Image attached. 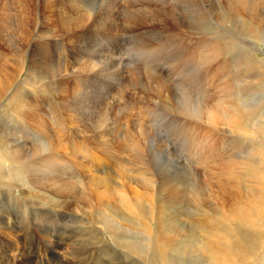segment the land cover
Instances as JSON below:
<instances>
[{"label": "rangeland", "instance_id": "1", "mask_svg": "<svg viewBox=\"0 0 264 264\" xmlns=\"http://www.w3.org/2000/svg\"><path fill=\"white\" fill-rule=\"evenodd\" d=\"M79 1H81V3L83 4L82 11H79L78 8L73 5V3L78 4ZM79 1L77 0H0V31H1L0 32V64L3 65L2 68L0 67V78L2 77L0 79V83L4 82L8 84V86L7 85L0 86L1 89L5 90L3 91L0 89V100H1L0 102V134L3 135V141H5L4 144L8 145L9 148L14 147L17 144L18 145L24 144L26 142V144H28L27 146H25L26 149H28L29 151L32 150L31 152L35 151L34 155L30 157L28 160H26L27 174L33 175V179L34 178H36L37 180L39 179V182L36 183L37 186L35 185V187L34 186L32 187L27 182H24V183H20L19 181L17 182L18 177H16V175L11 176V177H6V178H1L0 176V224H1L0 234L4 233V236L7 234L8 237L5 238L7 243L8 241L16 245L19 243L18 244L19 247H22L23 249L22 252H24V258L19 253H16V255L17 254L20 255L22 259L21 260L22 262L20 264H24V263L25 264H29V263L30 264H94V263L95 264H113V263L114 264H134V262L135 264H140V263L145 264V262L146 264H154L153 262H151L153 257L150 259V261L146 260L148 257V254L140 252L142 250L144 251L146 248H145V241H144V238L142 237L143 235L139 227L133 224L131 225L132 227H130V224H128L129 226H127L126 225L127 223L123 224V222L117 219V221L119 220L118 224L120 226V228L117 229V227L111 225L110 222L109 224H106L108 222L106 220V215H105L106 213L103 214L101 219L100 217L99 218L97 217L98 219H100L98 221V219L95 218L97 216L96 215L97 210H95L94 208L95 204H93L94 203L93 195L91 194L89 190L87 191L84 190L86 192L80 193L81 195H79V192L76 194L75 191L73 190H66L62 194H55V191H56L55 187L53 186L50 187V185L44 184L43 179L46 176L47 177L51 176L53 173H54L53 174L54 176H57L60 179H64L65 177L64 180H69L68 178L71 179L73 177L80 179V177L83 178L84 176H87L88 171L89 172L90 171L91 172L92 171H102L106 169V166L108 167L109 165L110 168H112L115 172L116 171L119 172L118 173L119 178L121 176L122 178L120 179H122L124 182L128 180L129 181L133 180L135 179L134 178L135 174L133 175L132 172L135 169H137L136 165L135 166L133 165L135 163V160L136 162L138 161V159L135 158L137 156L136 153L138 152L133 151V150H137L136 149L137 147L135 146L134 142H137V145L140 147V150L142 151L141 159L147 160L149 169L152 170L153 174L155 173L154 179L157 182L162 181V183H166V182L172 183L174 181H178V179L184 178L185 174L187 173V168L185 166L188 163L189 165H192V166L195 165L194 161L196 160L198 156V153H197L198 150H194L193 152L190 149V147L187 146V143H186L187 138L184 137L186 138V141L184 140V138H182V134H181L182 130H180L182 129V127L176 124V120L177 118H180V116L176 114L173 110L168 108L167 107L168 105H161L160 104L161 102L158 101L157 95L155 94V90L158 87L160 88V91L162 90L161 93L163 96H166L164 95L165 93L167 94L166 89L162 87L161 82H163L164 76L168 74L166 73L167 72L166 63L169 62V60L165 61V59H163L161 56L160 58H158L159 60L157 59L158 52L161 54H165L163 52V49H160L157 47L158 42H160V40L164 41L169 38H172L173 35L175 36V34L178 33L177 32L178 28L176 29V27L180 26L179 23L186 24L188 26L190 24V25H193L192 26L193 28H195L194 21L198 20L200 21V26L203 25L206 27V29L204 30L199 28L200 29L199 31H207L208 33H211L210 37L214 39L216 37L215 36L216 33H220V32H223L224 35H226V33L228 32L231 36L234 35L233 38L235 40L237 39L234 42V46H236L237 51L232 52L233 59L236 62H238V65H241L242 67H244L245 64L249 63L248 61H251L249 58V53H251V51L256 57V65L257 66L264 65V45L256 42L255 39L251 40L250 37L246 33L241 32L238 28L233 30L231 33L230 31H227V30L223 31L220 29L221 26L217 25V23L221 22L222 17H225L226 19L229 18L230 7L233 5L232 2L226 3L225 0H219V1L218 0H171V1L176 2V3L174 2L176 6L178 4V8L174 9L176 10V12L175 11L173 12V9L166 7V5H162L164 4L165 0H142V2L141 0L140 1L139 0H118V1L117 0H79ZM161 1H162V4H161ZM177 1H179V3H177ZM182 1H185V2L187 1V2L185 4V2H182ZM200 1L202 4L200 3ZM147 2H149L148 4H150L151 6H156V9H153V8L147 9L148 8L147 5L146 6L142 5V4H147ZM236 2L237 1L233 3L235 4ZM15 4H18V5L20 4L16 10L14 9ZM182 4L186 5V7L183 6ZM212 5L215 7L214 10H213ZM164 9L166 10L168 9L167 13L165 12L166 10L164 11ZM180 9H181V13L180 12L177 13V11H179ZM170 10L171 12H169ZM58 11H64L65 13H63L61 16L58 15L55 18L54 13ZM129 11L131 12L129 13ZM25 14L27 15L25 16ZM181 14L183 18L181 17ZM183 14L187 15V17L183 16ZM143 15L144 16L146 15L148 17L145 16L144 18ZM169 17L171 18L170 21H169ZM192 18L193 20H190ZM74 19H75V22H74ZM133 19H135V21ZM185 19L189 20V22L190 21L192 22L189 23L188 21H185ZM136 22L138 25L136 24ZM169 23L173 25L175 24V25L173 26V25H170ZM72 26H74L73 27L74 29L69 30V27L71 29ZM85 26L86 28H84ZM171 26L175 27V29L173 30V27ZM148 31H150V33H148ZM172 33L174 34L172 36L171 35L169 36V34H172ZM63 34H66V35H63ZM67 38L69 40H67ZM169 42L170 40L167 42L168 45H170ZM145 44H149L151 48L147 49L146 47H143L145 46ZM152 48H154L155 50H152ZM11 49H14V50L12 51ZM62 49H66V50L64 51ZM15 50H16V53H15ZM150 50H152V52ZM10 51L14 54H12ZM143 52L144 54L147 53L146 56L143 54ZM140 54H143V55H140ZM3 56H5V59L1 60ZM218 56L219 57L218 58L216 57L215 61H218L219 64L228 62L227 61L228 53L224 55H222V53H218ZM242 56L244 59L242 58ZM58 57H59V60H58ZM47 59H50V60H47ZM63 59L64 61H62ZM18 60H19V63L17 62ZM48 61L50 64L48 63ZM57 62H59V64ZM69 62H70V67H72L71 73H74V74H77L78 72L83 71L82 68L80 67L81 64L86 63L87 65L90 64L92 67H94L95 69L94 71L102 75L99 85L97 87H93V91H89L85 93L84 95H77V97L76 95H71L70 93L69 94L67 93L68 94L67 95L64 92V85L68 82L67 80H69V78L65 77L66 67L64 66L65 64L67 65V63ZM114 62H117V63H114ZM113 63L115 65H113ZM37 64H41V65L38 66ZM117 64L119 65L118 69H117L118 67ZM19 65L22 67L21 68L17 67ZM58 67L60 68V70ZM43 68H46V69L44 70ZM54 68L55 69L58 68V69L55 70ZM135 69L136 71H134ZM3 70L6 72H3ZM35 72L37 74H35ZM259 72H260V69L258 72L255 73L254 76L255 77L258 76ZM12 73L14 74V76ZM17 74L19 75L17 76ZM55 74H57V76ZM58 74H61V75H58ZM174 74L175 72H173V74L171 73L170 76L173 78ZM2 75H4L5 77ZM23 76H25L24 80H23ZM27 76H30L33 78L37 76L35 78V79H38L36 80V83L38 85L42 83L41 84L42 92L41 91L32 92V90H30V88L28 87L30 83L27 80L28 78ZM49 76L51 77L50 79L48 78ZM59 76H62V78ZM149 76H151L150 79H147V77L149 78ZM152 76H156V78ZM9 78H11L12 80H10ZM20 78H22V80ZM14 80L16 81L17 84L15 83ZM261 81L263 82L261 85L260 83L253 85L254 92L251 91L249 93L251 96L250 102H254L257 99L264 97L263 96L264 95V78L261 79ZM22 86H23V89H22ZM27 87L29 89H27ZM54 88L56 89L54 90ZM142 88H143V91H145L147 94L142 92ZM18 92L19 93L21 92V94L20 96L16 97L19 94ZM10 96L12 99L16 97V100L14 99L13 101H11L12 99L9 98ZM24 96H28L31 99L34 97L37 98L39 96V98L43 99V102L46 100L48 105L51 107L57 102L56 110L58 109L64 110L65 116H63V123H62L63 126H60L59 124L55 122L53 123L51 122V126H47L43 128L44 122L47 121L48 119L43 114L40 115V118H39L40 120L38 119V122L41 125L40 128L38 127L39 125L37 123H27L28 120H26L25 117L27 113L29 112L28 108L21 107L19 105L20 104L19 99L23 98ZM130 98L135 99L136 102L139 101L141 98V100L138 103H145L144 101L147 99L149 103L148 106L150 105V107H152V109L154 110H152L151 108L147 106L149 109H151V111L146 109L147 111H145L144 113L138 114L135 111V107L133 105L131 106V103L129 102ZM154 99L157 101H155ZM50 102L53 105H50ZM155 104H159V108L154 107ZM139 106L143 107L142 105H138L137 108H139ZM51 107L50 108L45 107L46 115L47 114L49 115L50 112H52ZM163 108L165 109L167 108L169 111H166L167 109L163 111L164 110ZM163 112H164V115H163ZM1 114L5 116H2ZM16 117L18 118L16 119ZM5 118L7 120H5ZM86 118L89 120H87ZM109 119H112V120H109ZM188 120H191V118H188ZM100 122H102V124H104L105 126L102 125ZM82 123L84 125H87V124L88 125L83 126ZM27 125H30V126H27ZM9 127H11L12 129ZM90 127H92L91 131L93 132L100 133V131L102 130L107 134V137L104 138V140L102 141L99 140V142L101 144L104 143L103 144L104 148L105 146H109L110 148L112 147V150L105 148V150H107L105 151L103 150L102 147H100L102 148L100 150L101 152H99V149H96V150H93L91 153H79L78 154L79 151L82 152V146H79V145L72 146L71 144L67 142L70 145L71 150H73L75 153L78 154L76 157H70L69 155L70 152H67L61 155L56 154L57 157L53 153L51 155L52 158H50L46 156V153L44 152L42 148L40 147L36 148L34 146L31 147V145L34 144V142L40 145L41 141H40L39 135L42 134L43 132L42 130H48L50 132H57V129H62V131H65V133L66 132L69 133V136L71 137V139H74L71 135H78L83 132H86L87 130L90 129ZM14 132L17 134V136ZM85 135L89 136L90 134L89 132H86ZM27 136L29 138H27ZM117 138H121L120 140L123 141L122 145L121 146L119 145L120 147L117 146V144H115ZM130 140L133 143L132 146H131ZM79 141H82L84 143L85 140L82 135H80ZM243 141L236 142L233 145V147L236 148L237 151L239 152L241 151L240 153L245 151L244 146L246 145V142L245 141L243 142ZM99 142H98V145H99ZM143 143L144 145L146 144L145 147ZM115 148L117 149L118 153ZM75 149L77 150L75 151ZM50 150H52V148H50ZM111 151L117 154H119V152L121 151L122 152L121 154H119V157L118 155L116 157V154L115 153L112 154ZM105 153H107V155L110 157H108ZM112 156L115 157V159H113ZM103 158L104 160H102ZM110 159H113V161ZM114 161L124 164L125 166L122 165V167H124L125 169L122 168L121 166L119 167L114 166L113 165V163H115ZM41 165L44 167H42ZM126 165L128 166L129 170L127 169ZM32 167L35 169H33ZM113 170L109 169L107 173L109 172L111 173ZM39 171L41 173H39ZM69 174L71 175V177ZM77 174H79V176ZM111 176L113 177V175ZM138 180L139 179H137L136 183H138ZM70 191L73 193H71ZM87 192H89L90 194ZM85 197L87 198V200H85ZM82 201L85 202V204L84 203L82 204ZM36 203L39 206H37ZM115 204L118 206L116 200L114 201L112 206L114 205L116 207ZM80 208H82V210ZM83 209L84 211L85 210L86 211L84 212ZM93 209L95 210V212L93 211ZM81 211L84 213H81ZM174 211H175L174 209L173 211L172 210L168 211V213H170L169 220L171 224H172V221L176 223L177 221H179L178 219L180 220L182 219V217H180V213H177ZM170 223L168 225H171ZM95 224L97 226H95ZM109 225L111 228H109ZM105 228L109 229V231H107ZM125 228L126 229L129 228L130 229V230L128 229L129 233L130 231H132V235L136 237L131 236V233L127 234L121 230ZM93 231L95 232L93 233ZM114 232L116 235L114 234ZM121 234L124 236H122ZM112 236L114 237L117 236L118 238L117 237L113 238ZM105 239L106 241L104 242ZM117 239L121 241L119 240L117 241ZM128 239L130 241H128ZM109 241L111 242V244ZM94 244L95 245L97 244V245L94 246ZM134 244H136L137 251H134L132 249V245ZM123 245H126V246H123ZM141 247H142V250H140ZM127 248H128V251H126ZM4 249L5 248L3 247L2 239L0 238V250H4ZM91 250H93L95 254ZM95 250L97 251V253ZM98 253L100 255H98ZM107 253L109 254L107 255ZM154 253H155L154 257L155 259H157L156 264H158L159 261H160L159 264H163L164 261L162 260V258L159 257L156 250H154ZM12 254L10 255V259H11L10 264H17L14 262L15 255L14 254L12 255ZM126 254L128 255L126 256ZM172 254H175V253L173 252ZM114 255L117 257H115ZM262 255L264 256V252H262ZM172 256L174 255L170 254L169 257H172ZM26 257H29V258H26ZM48 258L49 259L51 258V259L49 260ZM144 258H145V261H143ZM91 259H93L92 262H91ZM138 260L140 261L138 262Z\"/></svg>", "mask_w": 264, "mask_h": 264}, {"label": "bare ground", "instance_id": "2", "mask_svg": "<svg viewBox=\"0 0 264 264\" xmlns=\"http://www.w3.org/2000/svg\"><path fill=\"white\" fill-rule=\"evenodd\" d=\"M77 1H79V0H77ZM117 1H115V2H117ZM235 1H237V2L234 4L233 2H235ZM141 2H142V0H141ZM174 2L175 1L165 0L164 4H162V1H161V4L166 5V7L173 9V12L174 11L176 12V10H174V9L178 8V4L176 6V4H175L176 2L175 3ZM182 2H185V1H182ZM186 2H185V4H186ZM225 2L226 3L232 2L233 5L230 7L229 18L226 19L225 17H222L221 22L217 23V25L221 26L220 29L223 31H225V30L230 31V33H231L233 30L238 28L241 32L246 33L250 37L251 40L255 39L256 42L264 45V34H263L264 33V0H225ZM30 3H31V1H30ZM148 3L149 2H147V4H142V5H145V6L147 5V7H148L147 9H152V8L156 9V6H151ZM177 3H179V1H177ZM180 3H181V1H180ZM200 3H201V1H200ZM211 3H213V2H211ZM19 5L15 4L14 9L16 10ZM73 5L76 6L79 11H82L83 4L81 3V1H79L78 4L73 3ZM183 6L186 7V5H183ZM214 6H215V4H214ZM214 6L212 5L213 10L215 8ZM63 7H64V5H63ZM183 8H181V9H183ZM144 9H145V7H144ZM181 9L179 11H177V13L178 12L181 13ZM165 10L166 9H164V11ZM167 10L165 11L166 13H167ZM142 11H144V10H142ZM146 11H145V13H146ZM130 12L131 11H129V13ZM169 12H171V10ZM63 13H65V12L64 11H58V12L54 13V17L56 18L58 15L61 16ZM26 15L27 14H25V16ZM168 15H169V13H168ZM168 15H166V16H168ZM140 16H141V14H140ZM145 16H144V18H145ZM156 16H158V15H156ZM183 16L187 17V15H185V14H183ZM146 17H148V16H146ZM181 17H182V14H181ZM212 18H214V17H212ZM170 19L171 18L169 17V21H170ZM186 19H185V21L189 22V20H186ZM133 20L135 21V19H133ZM190 20H193V18ZM172 21H173V19H172ZM203 21H205V20H203ZM74 22H75V19H74ZM190 22H192V21H190ZM194 23H195V28H193L192 27L193 25H190V24L188 26L186 24H180L179 23L180 26L176 27V29L178 28L177 29L178 31L175 30L178 33L175 32V33H177V34H175V36L173 35L174 33L169 34V36L173 35V37L169 38L167 40H164V41L160 40V42H158V44H157V47L160 49H163V52L165 53V54H161L158 52L157 53V59L160 58V56H161L163 59H165V61L169 60V62L166 63V65H167V70H166L167 72L166 73H168V74H166V76H164L163 82H161V85H162V87H164L166 89L167 94L165 93L164 95H166V96H163L161 93L162 90L160 91L159 87L156 88L155 94L157 95L158 101L161 102L160 103L161 105H168L167 106L168 108H170L171 110H173L176 114H178L180 116V118H177L176 124L178 126L182 127V129H180V130H182L181 131L182 138H184V137L187 138V141H186V138H184V140L186 141L187 146H189L193 152H194V150H198L197 151L198 156H197L196 160L194 161L195 165L192 166V165H189V163H188L185 166L187 168V173L185 174V172H184L185 177L182 179H178V181H174L172 183H170V182L162 183V181L157 182L154 179L155 173L153 174L152 170L149 169L148 161L141 159V157H142L141 152L142 151L140 150V147L137 145V142H134L135 146L137 147V148L136 147L135 148L137 150H133V151L138 152V153H136L137 154L136 157L134 155L133 156L135 158H137L138 161L136 162V160H135V163L133 166L136 165L137 169H135L132 172V174L133 175L135 174L134 178L136 180L132 178L133 180H130V181L128 180V181L124 182L122 179H120V178H122L121 176L119 178V174H118L119 172H117V171L115 172L108 165V167L106 166V169H104L102 171H92V172L88 171V173H87L88 175L87 176L83 175L84 177L82 176L83 178L80 177V179L73 177L71 179L68 178L69 180H64L65 177H64V179H60L59 177L54 176L53 175L54 173H53L51 176H48V177L46 176L43 179V183L46 185H50V187L51 186L55 187V189H56L55 194H62L66 190H73V191H75L76 194L79 192V195H81L80 193H82V192L84 193L87 190H89L91 192V194L93 195V200H94V203L92 201L91 202L93 204H95L94 208H95V210H97V213H96L97 216L96 217L94 216V217L95 218L100 217V219H101L103 214L106 213L105 214L106 220L108 221L106 224H109V222H110L111 225L117 227V229L120 228V226L118 224L119 220L121 222H123V224L127 223L126 224L127 226H129L128 224H130V227H132L131 225L133 224V225L139 227V229L141 230V233L143 235L142 237L144 238L145 248H146L143 251L142 247H141L140 250H142V251H140V252L148 254V257L146 260L150 261V259L153 257L151 262H153L154 264H156V262H157L156 261L157 259H155V257H154L155 256L154 250H156L159 257L162 258V260L164 261L163 264H263L264 263V256L262 255V252H264V97L257 99L256 101H254L255 103L250 102L251 96L249 93L251 91L254 92L253 91V87H254L253 85L259 84V83L261 85L263 83L262 82L263 80L261 81V79L264 78V65H258V66L256 65V57L252 51H251V53H249V58L251 61H248L249 63L245 64L244 67H242L241 65H238V62H236L233 59V53H232L234 51H237L236 46H234V42L237 39L235 40L233 38L234 35L231 36L229 34V32L226 33V35H224L223 32H220V33H216V35H215L216 37L214 39V38L210 37L211 33H208L207 31H199L200 29H203V30L206 29L205 26H203V25L200 26V21L197 20V21H194ZM136 24H137V22H136ZM170 25H173V24H170ZM173 26H171V27H173ZM73 27L74 26H72L71 29L69 27V30H73L74 29ZM84 28H86V26ZM143 28H144V26H143ZM174 29H175V27H173V30ZM166 32H168V31H166ZM148 33H150V31H148ZM63 35H66V34H63ZM67 35H68V33H67ZM118 35H119V33H118ZM56 36H58V35H56ZM60 37H62V36H60ZM67 40H69V39L67 38ZM169 40H170V42H169L170 45L167 44V42ZM68 44H70V43H68ZM141 47H142V45H141ZM143 47H146L147 49L151 48L149 44H145V46H143ZM154 47H156V46H154ZM61 48H63V47H61ZM39 49H41V48H39ZM11 50L13 51L14 49H11ZM62 50L65 51L66 49H62ZM152 50H155V49L152 48ZM152 50H150V51L152 52ZM143 51H145V50H143ZM140 52H142V51H140ZM15 53H16V50H15ZM218 53H222V55L228 53V60H227L228 62L223 63V64H219L218 61H215L216 57L217 58L219 57ZM12 54H14V53H12ZM143 54H144V52H143ZM143 54H140V55H143ZM146 54H144V55L146 56ZM110 55H112V54H110ZM113 56H115V55H113ZM153 58H154V56H153ZM242 58H243V56H242ZM3 59H5V56H3L1 58V60H3ZM61 59H62V57H61ZM47 60H50V59H47ZM58 60H59V57H58ZM62 61H64V59ZM17 62L19 63V60ZM2 63H4V62H2ZM38 63H39V61H38ZM48 63H49V61H48ZM57 63L59 64V62H57ZM114 63H117V62H114ZM114 63H113V65H115ZM37 65L39 66L41 64H37ZM11 66H12V64H11ZM42 66H43V64H42ZM0 67L2 68L3 65L0 64ZM17 67L21 68L22 66L19 65ZM64 67H66L65 68V71H66L65 77L69 78V80H67L68 82L66 81L67 83L64 85V92L66 94L70 93L71 95H76V97H77V95H84L85 93H87L89 91H93V87H97L99 85V82L101 80L102 75H100L99 73H96L94 71L95 70L94 67H92L90 64H88V65L86 63L81 64L80 67L82 68L83 71L78 72L77 74L71 73L72 67H70V62L67 63V65L65 64ZM58 68H56V69L54 68V69L57 70ZM118 68H119V65H118L117 69ZM38 69H39V67H38ZM43 69L45 70L46 68H43ZM259 69H260L259 75L255 77L254 76L255 73L258 72ZM59 70H60V68H59ZM134 71H136V69ZM3 72H6V71L3 70ZM170 72L172 74H173V72H175L176 75L174 74V77L172 78L170 76V74H171ZM14 74H15V72H14ZM14 74H13V76H14ZM28 74H30V73H28ZM35 74H37V73L35 72ZM10 75H11V73H10ZM18 75L19 74H17V76ZM55 75L57 76V74H55ZM58 75H61V74H58ZM2 76H4V75H2ZM17 76H16V78H17ZM27 77H28L27 80L30 83L29 85L28 84L27 85L30 88V90H32V92H35V91H37V92L41 91L42 92V90H41L42 89V85H41L42 83L40 85H38L36 83V80H38V79H35V78L37 76L34 78L30 77V76H27ZM59 77L62 78V76H59ZM150 77L151 76H149V78L147 77V79H150ZM152 77L156 78V76H152ZM24 78H25V76H23V80H24ZM48 78L50 79L51 77L49 76ZM9 79L12 80L11 78H9ZM20 79L22 80V78H20ZM109 79H111V78H109ZM10 80H9V82H10ZM53 82H54V80H53ZM148 82H149V80H148ZM15 83H16V81H15ZM18 84H19V82H18ZM1 85H7L8 86V84H6L4 82H1L0 86ZM23 86H22V89H23ZM17 87H18V85H17ZM28 87H27V89H29ZM55 89L56 88H54V90ZM1 90H3V89H1ZM46 90H47V88H46ZM136 90H137V88H136ZM3 91H5V90H3ZM3 91H1V92H3ZM26 91H28V90H26ZM15 92H16V90H15ZM57 92H59V91H57ZM142 92L146 93L145 91H143V88H142ZM20 94H21V92L16 97L20 96ZM100 94H99V96H100ZM37 95H39V94H37ZM136 96H137V94H136ZM141 96H143V95H141ZM16 97L15 98L13 97V98L16 100ZM9 98H11V96ZM93 98H91V99H93ZM14 99H12L11 101H13ZM140 100H141V98H140ZM139 101L136 102L135 99H133V98H130V100H129V102L131 103V106L133 105L135 107V111L138 114H142L147 110L151 111L152 107H150V105L148 106L149 103H148L147 99L144 101L145 103H138ZM151 101H152V99H151ZM155 101H157V100H155ZM0 102H1V100H0ZM95 102H96V100H95ZM19 103H20L19 105L21 107L28 108L29 112L27 113V115L25 117V119L28 120L27 123H37L39 125L38 127L40 128L41 125L38 122V119L40 118V115L43 114L45 117L48 118L47 121L44 122L43 128L47 127V126H51V122L52 123L55 122V123L59 124L60 126H63L62 125L63 116H65L64 110H61V109L56 110L57 102L56 103L54 102L55 103L54 105L50 102V105H53L51 107L48 105L46 100L43 102V99L39 98V96L37 98L34 97L32 99L29 98L28 96H24L23 98L19 99ZM86 103H87V101H86ZM138 105H142L143 107L139 106V108H137ZM43 106L49 107V108L51 107L52 112H50L49 115L47 114L48 116L45 114L46 113L45 107H43ZM144 106H146V107H144ZM147 106L151 109H149ZM154 107L159 108V104H155ZM163 109H164L163 111H165L167 108L166 109L163 108ZM152 110H154V109H152ZM135 111H134V113H135ZM166 111H169V110L167 109ZM1 112H2V110H1ZM79 112H81V111H79ZM170 112H169V114H170ZM4 113H6V112H4ZM161 114H162V112H161ZM163 115H164V112H163ZM2 116H5V115H2ZM11 116H13V115H11ZM159 116H160V114H159ZM17 118L18 117H16V119ZM151 118H153V117H151ZM188 118H191V120H188ZM5 120H7V119L5 118ZM87 120H89V119H87ZM109 120H112V119H109ZM71 122H72V120H71ZM3 123H5V122H3ZM100 123L102 124V122H100ZM154 123H156V122H154ZM24 124H23V126H24ZM80 124H81V122H80ZM87 125L83 124V126H87ZM102 125H104V124H102ZM27 126H30V125H27ZM70 126H72V125H70ZM16 127H18V126H16ZM9 128H11V127H9ZM19 129H20V127H19ZM55 130H56V128H55ZM91 130H92V127H90V129L86 131V132H89V134H90L89 136L85 135L86 132H83V133L78 134V135H71L74 139H71V137L69 136V133L66 132L67 133L66 134L65 131H62V129H57V132H50L48 130H42L43 131L42 134L39 135L40 141H41L40 145L34 142V144H32L31 147L34 146L36 148L37 147L42 148L44 150V152L46 153V156H48L50 158H52L51 155L53 153L57 157V155H61V154H65L67 152H70V154H69L70 157H76L79 153H91L93 150H96V149H99V152H101L100 150L102 148H103V150H105V148L112 150V147L110 148L109 146H105V148H104V145H103L104 143L101 144L99 142V140L102 141V140H104V138L107 137V134L104 131L101 130L100 133H96V132H93ZM106 130H107V128H106ZM110 134H111V132H110ZM31 135H33V134H31ZM80 135L83 136V138L85 140L84 143L82 141H79ZM142 135H143V133H142ZM16 136H17V134H16ZM27 138H29V137L27 136ZM120 139L121 138L116 139L115 144H117V146H119V145L121 146L123 143V141ZM149 139H151V138H149ZM243 140L246 142V145L244 146L245 151L240 153L241 151L240 152L237 151L236 148L233 147V145H234V143L241 142ZM176 141H178V140H176ZM4 142L5 141H3V135L0 134V173H1L0 176H1V178H6V177H11V176L16 175V177H18L17 182L18 181L20 183L27 182L28 184H30V186L35 187L36 183L39 182V179L38 180L36 178L33 179V175L27 174V165H26V160H28L30 157H32L34 155L35 151L31 152L32 150L29 151L28 149H26L25 146L28 145V144H26V142L24 144H20V145H18L16 143L17 145H15L14 147H11V148H9L8 145L4 144ZM67 142L69 144H71L72 146H75V145L82 146V152L77 151L78 154L75 153L73 150H71V147ZM98 142H99V145H98ZM7 143H8V141H7ZM144 143H143V145H144ZM125 144H126V142H125ZM132 144L133 143L131 141V146H132ZM145 145H144V147H145ZM100 147H102V148H100ZM50 148H52V150H50ZM244 148H243V150H244ZM76 150L77 149H75V151ZM105 151H107V150H105ZM105 151H103V152H105ZM116 151H117V149H116ZM111 152H110V154H111ZM121 152H119V154H121ZM113 153H115V152H112V154ZM117 153H118V151H117ZM117 153H115L116 157H117V155L119 157V154H117ZM105 154L107 155V153H105ZM115 154H114V156H115ZM92 156H94V155H92ZM108 157H110V156H108ZM113 159H115V157H113ZM113 159H110V160L113 161ZM102 160H104V158ZM128 161H130V160H128ZM114 162L115 163H113V165L116 167H119V166L122 167V165H124V164L118 163L116 161H114ZM124 162H125V160H124ZM66 163H68V162H66ZM144 164H146V165H144ZM42 167H44V166H42ZM96 167H97V165H96ZM122 168H124V167H122ZM33 169H35V168H33ZM109 169L113 170V171L111 173L110 172L107 173V171ZM127 169L129 170L128 166H127ZM39 173H41V172L39 171ZM50 174H51V172H50ZM77 175L79 176V174H77ZM111 175H113V177ZM124 175H126V174H124ZM80 176H81V174H80ZM70 177H71V175H70ZM137 179H139L138 183H136ZM163 179H165V178H163ZM44 184H43V186H44ZM36 189H37V187H36ZM84 190H86V191H84ZM71 193H73V192H71ZM87 193H89V192H87ZM85 200H87L86 197H85ZM115 200L118 204V206L115 204L116 207L114 205L112 206V204L114 203ZM83 203L85 204V202L82 201V204ZM87 203H88V201H87ZM37 206H39V205L37 204ZM80 209L82 210V208H80ZM91 209H92V207H91ZM173 209L175 210L174 212L180 213V217H182V219L181 220L178 219L179 221H177L176 223L172 221V224H171L170 220H169L170 213H168V211H170V210L173 211ZM95 210L93 209L94 212H95ZM83 211H84V209H83ZM75 212H76V210H75ZM75 212H73V213H75ZM84 212L81 211V213H84ZM109 214L112 218L109 216ZM100 219H98V221ZM117 219H119V220L117 221ZM95 222H96V220H95ZM103 222H105V221H103ZM77 223H79V222H77ZM169 223L171 225H168ZM96 224H98V223H96ZM96 224H95V226H97ZM78 225H80V224H78ZM98 228H100V227H98ZM109 228H111L110 225H109ZM105 229L107 231H109V229H107V228H105ZM128 229L125 228V229H121V230L127 234L131 233V236H134V235H132V231H130V233H129L130 229L129 230ZM94 232L95 231H93V233ZM119 233H121V232H119ZM138 233H139V231H138ZM114 234H115V232H114ZM103 235H104V233H103ZM135 235H137V234H135ZM122 236H124V235H122ZM6 237H8L7 234L5 236H4V233L0 234V238L2 239L3 247L5 248L4 250H0V264H10V261H11L10 255L12 253L15 255V261L14 262L17 264H20L22 262L20 255L24 258V252H22V250H23L22 247H19V245H18L19 243L17 245L13 244L12 242H9V241L7 243V241L5 240ZM112 237L115 238L117 236H115V237L112 236ZM134 237H136V236H134ZM118 240L119 239H117V241ZM132 240H133V238H132ZM134 240H136V239H134ZM105 241H106V239L104 240V242ZM119 241H121V240H119ZM122 241H124V240H122ZM128 241H130V240L128 239ZM110 244H111V242H110ZM96 245L94 244V246H96ZM134 245H132V249L134 251H137L136 244H134ZM123 246H126V245H123ZM92 248H90V249H92ZM95 249H96V247H95ZM109 249H111V248H109ZM91 251L93 252V250H91ZM126 251H128V248ZM173 252L175 254H172ZM16 253H19L20 255H18V254L16 255ZM96 253H97V251H96ZM123 253H124V251H123ZM108 254L109 253H107V255ZM128 254H126V256ZM170 254L174 255V256L169 257ZM98 255H100V254L98 253ZM115 257H117V256H115ZM26 258H29V257H26ZM258 258H259V260H258ZM92 260L93 259H91V262H92ZM128 260H130V259H128ZM33 261H35V260H33ZM131 261H132V259H131ZM139 261L140 260H138V262ZM143 261H145V258ZM46 262H47V260H46ZM159 262H158V264H159ZM134 264H135V262H134ZM145 264H146V262H145Z\"/></svg>", "mask_w": 264, "mask_h": 264}]
</instances>
